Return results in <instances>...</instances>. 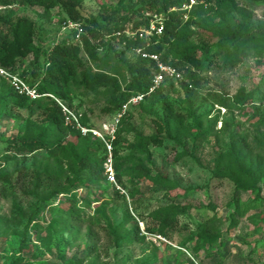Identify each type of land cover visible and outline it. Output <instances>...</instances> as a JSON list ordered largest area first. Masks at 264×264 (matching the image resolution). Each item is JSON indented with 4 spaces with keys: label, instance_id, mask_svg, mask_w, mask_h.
Wrapping results in <instances>:
<instances>
[{
    "label": "rangeland",
    "instance_id": "rangeland-1",
    "mask_svg": "<svg viewBox=\"0 0 264 264\" xmlns=\"http://www.w3.org/2000/svg\"><path fill=\"white\" fill-rule=\"evenodd\" d=\"M21 1L3 8L0 14L14 21L31 20L36 25L33 45L37 49L48 51L65 38L74 43L71 32L64 30L66 16L61 8L46 11ZM146 2L83 0L81 12L85 19L109 27L126 25L128 31H134L133 25L140 20L134 17V11ZM225 2L233 3L235 11L216 7L214 14H197L190 23L193 33L201 26L211 28L227 19L234 25L247 23L252 31L264 33V0ZM196 36L191 32L187 35L193 44L205 43L197 41ZM113 50L117 54L111 65L118 69L124 91L131 76L123 59L134 63L138 56L117 45ZM82 56L87 58L84 53ZM33 61L30 54L16 62L15 70L20 73ZM201 78L203 88L194 94L187 95L181 75L167 79L153 99L128 106L126 115L131 112L133 126L147 136L158 134L153 120L163 121L170 105L193 114L186 122L190 126L204 117L202 130L212 132L200 144L193 140L197 133L193 129L184 147L176 151L170 141L167 147L130 149L127 145L134 139L127 135L119 159L113 154L110 160L115 177V164L122 166L123 184L117 178L115 183L110 180L106 170L109 158L103 162L104 173L97 181L87 171L78 177L72 175L69 161L60 153L50 154L46 149L24 154L12 151L13 142L45 137V109L53 104L46 101L41 107L21 106L12 97L1 100L0 96V171L9 172L16 187L8 192L0 183V264H264V54L252 49L237 69L213 67L201 73ZM109 90L104 86L96 91L72 87L73 108L82 118L86 115L89 128L106 135L104 124L111 125L117 115L102 111L110 101ZM211 92L221 93L229 107L217 105ZM242 136L263 174L254 191L237 190L230 180L218 182L214 178L219 157ZM177 153L183 154V159L178 160ZM159 177L177 184L176 189L163 188L157 182ZM70 180H75L73 185ZM68 189L75 205L66 200L64 192ZM169 198L188 208L180 222L189 231H174L166 242L144 234L140 224L145 226L142 216L147 220L152 211L169 204ZM75 216L77 221L73 220ZM210 218L216 225L210 231L214 242L207 244L200 232ZM234 221L237 225L232 229ZM136 226L144 237L119 243L116 236L131 234Z\"/></svg>",
    "mask_w": 264,
    "mask_h": 264
},
{
    "label": "trees",
    "instance_id": "trees-1",
    "mask_svg": "<svg viewBox=\"0 0 264 264\" xmlns=\"http://www.w3.org/2000/svg\"><path fill=\"white\" fill-rule=\"evenodd\" d=\"M186 2V0H148L141 8L134 11V17L140 18V20L135 22L132 29L137 31L148 28L150 20L146 14H158L164 17L163 34L132 41L124 33L128 31L126 25L115 24L114 27H109L99 24L95 20L85 19L81 12L83 0H22L21 3L26 6L39 7L46 11L61 8L66 16L64 21L81 24L83 33L80 40L75 41L77 33L71 32L74 43H68V39L65 38L63 42L48 51H42L33 45L36 25L31 20L24 18L14 21L10 16L0 14V67L19 74L29 85L36 86L40 93L53 94L72 108V87L83 86L96 91L99 86H104L110 89L108 95L110 101L102 111L112 116L120 112L132 97L142 93L145 95L144 99L151 100L159 92L147 95L159 68L154 62L141 57H138L134 63L123 59L131 80L126 89L121 91V75L118 69L111 65L115 54H117L113 50L115 45L123 47L124 52L140 48L144 52L159 55L165 65L178 69L182 74L186 83L184 86L187 95L194 94L196 90L203 88L201 73L209 71L213 67H222L225 71H233L243 63L246 54L252 49L264 54V33L252 31L247 23L234 25L232 19H227L207 29L199 26L196 33L190 29V23L197 14H214L216 7L232 12L237 8L233 3H226L225 0H197V5L187 12L183 10V5ZM16 3L17 0H0V7L6 8L14 6ZM188 15V21L184 23V18ZM190 32L192 35H197V41L205 43L193 44L187 37ZM124 42L126 45H123ZM82 53L87 58H84ZM30 54L34 56L33 64L19 73L15 70L16 62ZM211 94L217 105L224 108L229 107L228 100L221 93L211 92ZM252 95L249 94L248 97H253ZM0 96L1 100L12 97L21 106L30 104L41 107L46 101L53 104L45 109V119L48 121L45 137H28L20 142H13L12 151L24 154L46 149L50 154L60 153L69 161L68 170L75 177H78L79 173L87 171L97 181L102 178L104 173L102 164L108 157L105 144L66 127L60 108L54 101L46 98L30 101L15 93L11 86L2 79H0ZM168 107L163 121L153 120L158 134L149 136L133 126L131 112L125 115L121 119L120 129L112 142L115 159H119L120 151L125 147L124 142H126L127 135H132L134 139L133 144L127 145L130 149L162 148L167 147L166 142L170 141L174 151L179 147H184V140L191 137L189 133L193 129L197 130L193 138L195 143L199 141L202 144L211 135L212 129L202 130L201 120L204 117L197 119L196 123L190 126L186 123L188 117L192 118L193 116L189 110H174L173 105ZM82 122L85 125L88 124L89 120L86 115H83ZM225 130L227 129L225 128ZM183 156V154L177 153L178 160L183 159ZM216 167L214 173L216 181L230 180L237 190L254 191L263 177L262 170L253 161L251 150L249 151V146L243 136L234 140L230 149L221 154ZM121 169L122 166L116 163L115 178L120 184H123ZM74 182L75 180H70L68 183L73 185ZM157 182L163 188L176 189L177 186L162 177H159ZM0 183L3 189L8 192L16 190L11 181V175L6 170L0 171ZM64 193L66 200L75 205L74 198L69 196L71 190L68 189ZM117 193L119 194V192ZM169 199H171L169 204L152 211L147 220L142 216V220L146 224L145 232L161 236L166 240H171V233L174 231L181 229L189 231V227L181 226L180 222V216L185 214L188 208L176 203L174 198ZM76 219L78 216L73 218L74 221H77ZM215 225L216 222L211 218L206 219L202 225L201 238L207 244L214 242L212 240L213 233L210 231ZM236 225L237 222L234 221L230 227L233 229ZM140 230L136 226L131 234H118L116 238L119 243L127 244L134 239L138 240L144 237Z\"/></svg>",
    "mask_w": 264,
    "mask_h": 264
},
{
    "label": "built area",
    "instance_id": "built-area-1",
    "mask_svg": "<svg viewBox=\"0 0 264 264\" xmlns=\"http://www.w3.org/2000/svg\"><path fill=\"white\" fill-rule=\"evenodd\" d=\"M186 1L187 2L183 5V10L190 12L191 9L197 5V0H186ZM3 8L5 7H0V11ZM146 16L150 20L149 27L146 29H139L137 31L124 32L129 40L137 41L138 39H144L149 36H153V35L161 36L163 34L164 17L162 15L150 14V13H147ZM64 30L70 32H76L77 35L75 41H79L80 36L83 33L81 24L71 21L65 22ZM123 45H126V42H124ZM133 52L142 59H146L154 62L159 68V72L154 76L152 81V86L149 89L147 95H151L152 93L156 92L161 86H163V84L167 79L181 78L182 74L179 72V70L174 67L165 65L162 62L159 55L144 52L140 48L134 49ZM0 79L6 81L15 91V93H17L19 96L27 98L30 101H38L43 98L54 101L60 108V111L63 116L64 124L66 127L80 132L83 136H91V138L94 140L102 141L106 146L108 152L107 158H109V162H110V165L107 166L106 170L107 173L109 174L110 180L115 183L116 178L110 160L112 159L113 156L112 142L116 138L117 127L120 124L121 119L126 115L128 106L133 103L134 104L140 103L144 99L145 95L137 96L133 98L129 103L124 105L121 111L117 113L116 117L114 118V122L111 125L104 124L103 129L106 131L107 133L106 135L98 129L89 128L87 125H85L82 122V117L79 114V112L76 109L69 106L65 101L50 93H44V94L40 93L36 86L29 85L26 82V80L23 77H21L19 74L14 73L6 68L0 67ZM140 226L142 232L147 235V233L145 232L144 224L141 223ZM157 237L160 240L166 241V239H164L161 236H157Z\"/></svg>",
    "mask_w": 264,
    "mask_h": 264
}]
</instances>
